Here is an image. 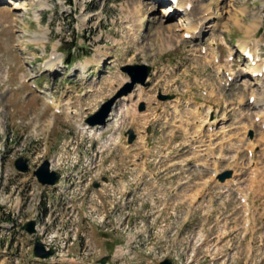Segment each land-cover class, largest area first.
I'll use <instances>...</instances> for the list:
<instances>
[{"label":"rangeland","instance_id":"rangeland-1","mask_svg":"<svg viewBox=\"0 0 264 264\" xmlns=\"http://www.w3.org/2000/svg\"><path fill=\"white\" fill-rule=\"evenodd\" d=\"M12 1L13 3H6L5 0H0V158H2L0 165V264H62L61 261H41L32 255L34 237L24 233L21 226L34 219L35 213L39 214L38 223L41 232L45 231L42 238L54 235L55 241H62L66 237L68 242L73 238L74 241L69 245L68 253L69 251L76 253L82 249L87 253L79 256L77 260L79 262L90 263L91 259H96L92 253L93 249L102 248L100 250L103 254L110 252L113 245L119 242L118 237L113 236L114 231H110L112 221L106 222L105 227L97 228L90 222L88 224L82 222L81 218L68 216L71 212L61 206V203L65 204L61 195H54L46 188L31 191L29 175L18 174L13 165V161L21 156L29 158L32 166H35L43 159L63 152L64 157L56 166L62 170L65 167L74 169L78 155L83 157L96 152L97 141H94V137L89 136L87 131L81 133L77 129L83 117L88 115L89 106L93 105L92 107L95 108L96 104L89 103L86 97L79 96V94L82 91L85 92L86 89L95 90L91 76L103 73L93 71L97 61L95 59L98 56H107L111 52L112 47L110 46L115 39L119 40L120 44L114 54L116 65L111 68L110 72L112 75L116 74L117 83L119 82L118 75H120L119 65L124 63H144L156 70V75L151 79L153 86L148 89L139 87L143 95L142 98L136 96V102L145 101L148 104H154L153 95L157 87L161 86L163 93H180L182 82L186 81L189 87H185L182 94L186 97H195L198 100L195 104L204 106L200 107L201 112L199 113L204 123L214 117L217 124L214 126L216 130L211 133L206 132V126L204 125L201 129L195 114L186 113L181 118L177 117L178 121L174 122L180 127L187 126L183 134L182 131L159 124L161 121L156 120V118H160L159 120L165 118L169 122L175 120L171 116V110L165 104H161L159 109L153 107L154 105H149L150 119L146 118L147 114H139L137 110L132 114L130 111L125 112V124L120 137H123L125 128L130 127H134L138 132L141 130L145 132L147 128H152L157 136L151 137L148 145H134L127 148L121 144V147L109 149L112 146L110 144L105 146L104 143L108 132H103L101 136L103 147L97 149L101 151L100 167L103 171L112 180H125L128 186L136 185L142 188L155 183L154 178L146 177V170L149 174H153L162 168L171 167L172 162L173 164H184L188 168L191 167L189 165L191 162L201 161L204 166L211 164L218 171L234 169L241 174L242 182L248 188V169H255V173L258 174L255 187L260 185L261 191L264 192V130H261L259 123L254 120L257 111L253 110V103V108L243 104L246 107L239 108L243 110L242 113L237 110L236 106L237 103L240 105L241 94L242 96L247 94L245 102L249 97L248 94L252 92L263 101L264 81L262 83L259 80L256 83L250 79L248 73L250 70L246 65L237 63L232 66L225 59L228 49L226 42L230 44L231 41L236 45L238 40H245L248 36L255 37L257 33L263 50L264 16L262 22L261 18L257 19L263 14L261 13V0H198L199 5L196 8L193 7V11L189 13L192 28L196 29L200 21L204 22V28L198 33L199 38L196 40H183L181 31L175 32L179 27L175 22L176 17L162 16L168 4L167 0L158 4L155 0H140L141 8L134 4L133 0H71V4L64 0H45L46 7L40 11V24L34 22V15L39 12L38 5H31L27 0ZM19 6L25 7L19 8ZM179 14L181 13H175V15ZM234 20H238L241 26L234 23ZM253 21L259 24L258 32L252 31L253 33L247 35L245 29L250 28ZM141 24L144 29L139 32ZM130 25L135 32L128 30ZM168 26L170 29L168 35L170 34L172 39L167 42L162 29ZM39 33L44 34L43 43L33 42L32 36ZM135 33L138 35L139 42H133ZM54 44L59 45V51L62 48L66 51L67 48L76 45L75 50L71 52L72 59L75 60L74 65H79V62L85 65L92 61L86 71V75L90 77L81 78L79 72L76 75H62L64 71L60 73L44 71L45 62ZM98 44L101 45V49L97 52L94 48ZM201 46L206 49L218 47L221 61L225 65H221L222 69H233L232 77L236 79L231 80L229 86L222 84L220 78L225 80V77H219L217 65H214L217 63L213 62L209 54L201 53ZM232 48L235 47L232 46ZM92 50L95 51L94 58L91 56ZM131 55L130 61L127 58ZM197 55H200V60L194 68L189 65L190 63L176 64L175 62H181V59H189ZM205 55L210 61L208 64L204 63ZM62 59L64 61V56ZM59 69L62 70L63 65L60 64ZM71 72L66 71V74ZM101 78L103 82L97 99L104 101L103 98L105 97V100L109 98L111 92L108 94L109 82L104 81L105 77ZM194 78H196V83L191 81ZM32 79L53 99L54 105H49L43 100L42 95L30 86ZM213 89L216 92L215 98L202 96V90L209 92ZM213 93L212 91V96ZM224 102L232 108L227 111L223 110L221 113L222 107L220 106ZM262 104L260 102L259 111L263 109ZM208 105L216 108L211 114H208L206 110ZM55 106L61 113L52 112ZM119 108L122 109L120 106ZM120 110L118 114L115 112L118 117L123 114ZM129 115H131L130 118H128ZM245 115L250 117V121L247 122L249 120L247 116V121L240 123L239 120ZM223 116L226 117L224 128L226 138L222 140L224 133L222 134L217 127L220 126ZM147 123L152 125H146ZM195 124L199 126L195 127ZM195 130L199 132L198 136L202 137V144L207 146L200 156L184 151L186 138L189 135H196ZM249 130L253 132L251 139L248 137ZM141 139L143 137L136 144L145 142ZM245 145L248 146L245 147ZM162 148L164 150L172 148L171 154H176L177 159L162 163L158 159ZM248 151H251V156L247 154ZM158 174L161 175L159 172ZM188 174L194 179L190 172ZM158 178L166 186L172 184L167 176L164 179ZM183 179L184 177L181 176L180 180ZM196 180L198 181L195 184L197 186L210 182L209 179H204L203 182ZM70 194V191H66V195ZM100 194L101 201L99 200L98 204L101 212H106L111 205L120 207L121 199L118 197L121 195L120 191L111 193L102 189ZM137 196L139 197L136 199L128 200L130 207H137L146 195L143 197L139 189ZM183 196L181 195L178 200L182 201ZM87 202L92 207L96 206L92 198ZM254 202V207L257 208L259 200H254ZM115 212L121 214L119 208ZM255 219L256 222H264V216L257 215ZM6 220L11 222L5 223ZM85 224L88 225L89 233L87 234L81 233L82 226H87ZM121 227L124 228V226ZM82 235L89 237L86 243L83 242ZM108 237L110 238L107 239ZM249 245L246 240L245 264H254L252 254L247 251ZM75 262L69 259L64 264H75ZM121 264H126V262H121ZM260 264H264V261Z\"/></svg>","mask_w":264,"mask_h":264},{"label":"water","instance_id":"water-1","mask_svg":"<svg viewBox=\"0 0 264 264\" xmlns=\"http://www.w3.org/2000/svg\"><path fill=\"white\" fill-rule=\"evenodd\" d=\"M124 71L128 72V74L131 76V82L127 84V86L122 89L115 97H113L111 100L107 101L104 103L99 110L97 114L94 116L88 118L86 122L90 125H95V124H102L107 117L110 108L112 104L114 103L115 99L121 95L127 94L129 91H131L133 85L135 83H144L145 78L149 74V68L142 65V66H127L123 68ZM131 134V132H129ZM131 138H133L131 134ZM15 168L18 171L21 172H26L28 170V165H27V159H24L22 157L18 158L15 161ZM34 175L37 177L38 181L41 184H49L53 185L58 182L59 179V174L56 172H50L49 171V163L48 161H45L36 171H34ZM97 185V184H95ZM35 221H29L25 223L22 226V229L26 231L29 234H34L35 233ZM33 254L35 257L39 259H46L50 257L53 254V251L46 250L44 244L40 241L39 238L35 239L34 242V247H33ZM109 256L103 257L99 260L101 264H105L106 261L108 260ZM161 264H171L169 260H166L162 262Z\"/></svg>","mask_w":264,"mask_h":264},{"label":"bare ground","instance_id":"bare-ground-1","mask_svg":"<svg viewBox=\"0 0 264 264\" xmlns=\"http://www.w3.org/2000/svg\"><path fill=\"white\" fill-rule=\"evenodd\" d=\"M7 3H13V1L12 0H5ZM19 1V0H18ZM157 1H160V0H157ZM262 2H263V6H262V8H261V13H264V0H261ZM23 2H25V1H23ZM29 2L31 3V4H36V5H38V10H40V9H42V8H44V7H46V3H45V1L44 0H29ZM190 2H192V0H189V2H188V0H178L177 1V3H173V2H171L170 1V3H168L165 7V10L162 12V15L163 16H168V15H170L172 12H174V10H176V9H178V10H183L184 12H186V5L188 4V3H190ZM133 3L134 4H136L138 7H140L141 8V2H140V0H133ZM193 3V5H194V8H196V6H198L199 4H198V0H196V1H193L192 2ZM21 5V4H20ZM23 5V4H22ZM25 6H19V8H24ZM193 8V9H194ZM16 9H18V8H16ZM39 14H37L35 17H36V19H38L39 17ZM261 15H259L258 17H257V19H259V18H261L260 17ZM256 19V20H257ZM175 20H177V22H181V26L182 27H184V31H185V33H190L191 34V37H193V38H196V36H194V35H192V33L194 32V28H192L191 27V25H192V20L189 18V16L187 15V13H185V14H183L181 17H179V18H177V19H175ZM234 23H236L238 26H241V24H240V22L238 21V20H234ZM261 23V22H260ZM258 27H259V24L257 23V22H255V21H253L252 22V24L250 25V28H246L245 29V31H246V33H247V35H249V34H251V33H253V32H256L257 30H258ZM130 30H133L132 28H130V26L128 27ZM192 30V31H191ZM165 31V32H164ZM253 31V32H252ZM131 32V31H130ZM135 32V31H134ZM162 32L163 33H165V35H166V41L168 42V41H170L172 38H171V36H170V34L168 35V32L170 33V29H169V26L168 27H166V28H164V29H162ZM184 33V32H183ZM43 33H39V34H34L33 36H32V41L33 42H36V43H43ZM135 35H136V33H135ZM257 36V35H256ZM259 40H257V39H255V38H253V37H251V36H248V38L246 39V40H240V41H238L237 42V46H239V47H241V52H243L244 53V51H245V49L246 48H248V46L250 45L251 47L250 48H252L253 47V54H256V51H258V49H259V47H260V43L258 42ZM52 53H51V58H49L48 59V61H47V63H46V67H45V70H49L50 68H53V70L58 66V64L61 62V55L58 53V47L55 45L54 46V48L52 49V51H51ZM215 53V52H214ZM251 53V52H250ZM252 54V53H251ZM252 54V56H253V58H252V60H251V63H254V64H256L257 62V59H256V56L255 55H253ZM101 62H102V59H99V61H98V64L100 65L101 64ZM103 63V62H102ZM85 67H81V70H82V72H84L85 71ZM76 70H78L77 68H76ZM76 70L73 72V74L74 73H76ZM254 70V69H253ZM252 70V71H253ZM256 70L257 71H260L261 70V65H257L256 66ZM251 71V72H252ZM84 74V73H83ZM83 76H85V74L83 75ZM252 96V94H250V96L249 97H251ZM260 100L259 99H257L256 97H255V99H254V101H253V107L255 108L256 106H258V103H260L259 102ZM244 103H243V100H241L240 101V105H243ZM126 109V108H125ZM263 111H264V107H263ZM262 137V136H261ZM255 176H256V174H255ZM253 182V181H252Z\"/></svg>","mask_w":264,"mask_h":264},{"label":"trees","instance_id":"trees-1","mask_svg":"<svg viewBox=\"0 0 264 264\" xmlns=\"http://www.w3.org/2000/svg\"><path fill=\"white\" fill-rule=\"evenodd\" d=\"M68 45H71V44H68ZM69 62V60H67Z\"/></svg>","mask_w":264,"mask_h":264}]
</instances>
